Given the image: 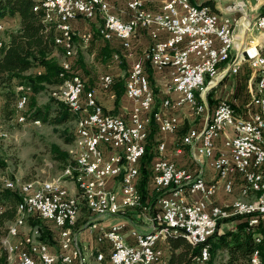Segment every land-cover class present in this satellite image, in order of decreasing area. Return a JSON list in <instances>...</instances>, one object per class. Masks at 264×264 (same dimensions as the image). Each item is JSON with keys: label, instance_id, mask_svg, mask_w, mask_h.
<instances>
[{"label": "built area", "instance_id": "1", "mask_svg": "<svg viewBox=\"0 0 264 264\" xmlns=\"http://www.w3.org/2000/svg\"><path fill=\"white\" fill-rule=\"evenodd\" d=\"M193 2L164 0L157 9H150L143 0H127L126 6L131 13L125 20L111 11L107 0H56L60 30L57 44L67 49V56L73 55L74 47H68L66 35H73L71 20L78 16H100L102 23L98 33L103 38L117 36L127 49L138 28L147 29L152 40L144 58L134 60L126 75L125 94L135 102L129 119L104 111L94 89H84L79 73L73 71L67 75L70 62L67 57L61 60L59 75L64 80L52 89H60L58 99L69 110L82 115L81 127L74 130L79 148L74 150L69 167L74 185H79V194H72L60 175L41 181L45 182V193H36L38 182L29 180V186H21L12 178L13 189L27 199V218L36 214L56 228L58 250L40 238L38 224L25 229L26 219L20 220L13 239L0 241V264H84L77 231L75 245L65 244L71 214L81 212L82 208L88 215L81 224L93 233L99 245L98 261L106 260L108 264H161L162 258H168L159 243L160 232L166 228L192 233L198 241L208 240L217 229L218 221L230 217L246 219L251 228L264 226V196H257L258 185H261L257 184V177L261 176L256 175V165L264 168V110L261 91L254 90V82L264 80H253V73L264 68V36L262 40L251 36V55H243V50H239L241 32L251 30V24H258V32H261L260 21L250 15L247 0H231L220 10L210 4L206 10H193ZM228 29H238V43H228ZM161 30L167 35L160 37ZM82 37L87 42L92 33L86 32ZM224 49H231V57H224ZM113 56L119 58L117 52ZM146 62L154 70H167L168 89L178 93L176 97L165 96L161 107L176 109L186 104L192 114L195 104H202L201 114L205 111L209 88L223 76L237 73L243 64L252 70L249 97L239 103L226 97L217 100L201 126H190L180 136L176 150L181 151L182 145H188L199 164V156H210L215 179L207 181L200 170L193 172L162 156L165 142H158L159 154L152 162L150 177L157 191L155 206L141 200L138 187L139 160L145 151L147 125L155 101L145 71ZM112 82L110 73L100 78L103 87H109ZM20 86L21 89L25 87ZM152 116L160 131L174 132L178 127L179 120L173 112L156 109ZM27 119V113L22 112V120ZM31 121L40 123V120ZM217 139L220 147H217ZM218 180L222 181L225 192L233 193L237 186L246 194L256 192V199L245 202L237 195L228 203H214L212 197ZM195 192L201 197L191 198L190 194ZM131 207H139L143 213L150 212L151 228L142 230L132 226L133 249H124L122 239H125L126 222L115 221L103 226L99 218L124 213ZM108 227H117L118 236L107 235ZM9 244H17V252L7 254ZM195 259L197 256L191 264ZM249 264H254L253 254Z\"/></svg>", "mask_w": 264, "mask_h": 264}, {"label": "crops", "instance_id": "2", "mask_svg": "<svg viewBox=\"0 0 264 264\" xmlns=\"http://www.w3.org/2000/svg\"><path fill=\"white\" fill-rule=\"evenodd\" d=\"M107 1L109 2L111 11L117 13L122 19L126 20L130 17L131 10L126 6L127 0ZM143 1L146 7L150 9H157L164 0ZM193 1L197 2L201 0ZM230 1L231 0H213V6L220 10L225 4ZM247 4L249 6L250 15H255V18L264 12L262 11L264 9V0H247ZM4 21L6 23L5 31L8 30L10 32L12 30H17L20 28L21 23L20 16L18 13L7 14L4 17ZM101 23L102 18L100 16H78L72 19L71 25L73 28V35L72 39L70 41H67V44L68 47H74V54L72 58H74L77 62L78 68L84 78L86 88L94 89L96 99L102 105L103 110L106 112L118 114L124 117L125 119H129L130 111L135 102L132 98L125 94L124 86L127 71L134 60L144 58L145 50L150 44L152 38L147 29L138 28L136 33L131 38L130 49H127L123 47L120 38L115 35H113L111 38H103L98 33V28ZM230 30H233L231 32L234 35V43H238V29ZM86 32L92 33V37L88 40V42H84L82 37V35ZM166 35L167 33L164 30H161L159 32L160 37H164ZM240 35L242 39L239 40L240 50H243V55H251L253 50V44H249L251 36L255 35L259 40H262L264 32H258L257 30L252 29L251 27V30H244V32H241ZM4 37L6 38L5 34ZM129 51H131L130 54L128 53ZM61 52V47L55 45V48L50 52L49 55L59 59V57L62 56ZM115 52L119 54L118 59L112 56V54H114ZM62 57L60 58L62 59ZM105 73H110L113 76V82L109 87H103L100 84V78ZM253 80H255L254 75ZM167 81H169L167 70H154L150 83L151 86L153 85L154 87H156V85L160 83V91L163 92L165 90L164 97L167 95L176 97L178 93L175 91H170L168 89ZM163 82H165V88H163L162 86ZM208 94L209 90L206 95L207 99ZM237 99L238 102H241L242 98ZM161 101L162 100L160 99V101L156 102L155 97L152 109H160L163 112H171L172 110V112L177 115L179 120L178 127L174 132H163L157 128V132H155L154 135L155 138H159V141L165 142V149L163 150L161 155L174 160L178 165L185 166L193 172L200 170L207 181H212L216 178V171L211 165L212 158L210 156H199V159L201 161V164H199L198 161L194 159L190 147L188 145H182L181 151H177L176 148L180 144L181 134L184 133L190 126H201L204 122L205 116L212 110L213 105L208 103L205 111L202 114V110H198L195 107L193 108L192 114L186 104L176 109H165L161 107ZM149 124L150 120L148 122L147 128H149ZM220 146V140L217 139V147ZM154 153L155 156L153 158H155L159 154L157 152L156 146L154 147ZM70 178H72V175ZM73 191L76 192V194H79V185H76ZM237 195H239V190L237 186H235L233 193H227L222 187V181L218 180V187L212 197V200L214 203L224 204L232 201ZM156 197L157 194L154 191L151 182L149 181V183L147 184V195L143 202H147L151 205H154L156 204ZM190 197L194 199L200 198L201 194L195 192L190 194ZM149 214L150 212L148 211L143 213L139 207H131L128 208L124 213L110 214L100 217L99 223L103 226H108L115 221H125V239L127 243L133 245V237L130 234V228L132 226H137L142 230L150 229L151 221L148 218ZM85 215H88V213L85 208H82L78 216L77 222L74 225H69V231L66 234V246L75 245L77 231L79 244L85 256V264H108L106 260L98 261L100 259V252L97 251L99 245L95 241L93 233L89 232L87 228H84L82 224H80V227L77 228V223H82L84 221ZM31 226L32 225H29V227ZM166 235L167 234H162L160 236V246H162L164 243L167 244ZM10 236H12L10 239H13L15 235ZM166 247L168 251L166 254L167 256H169L168 245ZM7 254L9 253L7 252ZM167 263L168 259L163 260L162 264Z\"/></svg>", "mask_w": 264, "mask_h": 264}, {"label": "trees", "instance_id": "3", "mask_svg": "<svg viewBox=\"0 0 264 264\" xmlns=\"http://www.w3.org/2000/svg\"><path fill=\"white\" fill-rule=\"evenodd\" d=\"M42 1L0 0V21H4V17L7 14L18 13L21 23L19 29L9 32V43L6 44L0 56V88L3 89L4 96L2 110L8 116L16 111L17 100L24 93V91L17 89L18 85H26V87H31L33 91H38L43 83L55 85L64 80V77L59 75L62 70L61 60L58 61L56 57L49 55L55 48V45L60 46L62 53H64L63 47L56 43L59 31H57L54 22L46 20V10L41 6ZM193 3L210 4L214 8L213 0H202V3ZM72 56H67L70 62V69L66 73L69 75L75 71L83 78L77 62ZM36 66H41L42 69L26 73L30 68ZM145 71L148 74L150 82L154 69L147 62L145 63ZM260 78L261 73L259 72L257 80H260ZM84 89H89L86 88L85 83ZM231 101L233 102V100ZM53 109L56 110L54 114H52ZM155 110L156 108H153L151 111L150 124L149 128H147L148 133L144 142L145 151L139 160L138 187L141 192L142 201L145 200L147 195V184L150 181L151 166L154 160L153 157L155 156L154 143L156 138L154 135L158 128L152 116ZM24 113L29 114L28 118L30 116L31 119H42L52 124L66 121L71 116L77 118L76 113L69 110L64 102L58 100L53 95L43 104L32 103L30 105V112L28 113L25 109ZM54 151L59 158L66 159L61 151L57 149H54ZM2 163L0 161L1 165ZM154 191L157 194V191ZM22 200L21 194L17 189L0 185V207L2 208L3 206V209L0 211V240L9 233V225L15 222L18 215L17 206ZM233 219H236L235 225L222 231L218 229L221 222L219 220L217 229L209 236L207 242L210 244V263L213 264L219 250H225L227 256L220 264H249V259L252 258L253 252L257 250L260 254L259 264H264V226L260 224L251 228L248 226L247 220L241 217H230L225 220L230 221ZM28 220H30V225L38 224L41 227L40 238L43 241L47 242L46 239L50 240L52 238V231L47 227L49 223L47 224L44 218L33 214L29 216ZM41 220L45 221L46 224L40 223ZM7 222H9L8 225L6 224ZM50 226L49 228H52L54 231L53 235L56 234L57 236L56 228L52 225ZM166 236L169 250V264H191L194 256L198 258L202 247L201 244L189 241L184 233H180L175 229H169ZM257 239H260V242Z\"/></svg>", "mask_w": 264, "mask_h": 264}, {"label": "rangeland", "instance_id": "4", "mask_svg": "<svg viewBox=\"0 0 264 264\" xmlns=\"http://www.w3.org/2000/svg\"><path fill=\"white\" fill-rule=\"evenodd\" d=\"M214 9L217 8L214 7ZM5 36L6 44H8L10 40L8 30L5 31ZM64 54L65 57H67V51L65 49L64 53L61 52L63 57H60H62V59L64 58ZM60 57L58 61L62 60ZM40 69H42L41 66L32 67L26 71V73ZM251 71L252 70L247 64H243L237 73H230L223 76V78L217 84L209 88L207 102L211 105H214L217 100L224 97L229 98L236 103H239L237 98H243L241 101L245 100L247 97H249L248 89ZM253 75L255 80H257L259 73ZM168 83L169 81H167V86ZM20 85L17 86V89H19L18 87ZM22 86L26 87V85ZM162 86L165 88V82L162 83ZM52 87V84L47 83H43L42 87L38 91H33L30 87V89L27 90L29 98L25 108L26 111L28 113L30 112V105L32 103L43 104L48 101L51 95L58 99L60 90H52ZM154 89L156 91L155 92L153 90L155 93L156 102H158L160 99L162 100L164 98L165 90L163 92L160 91V83H158ZM255 91H259L258 83L256 82ZM23 94L24 93H22V95ZM261 95L264 97V91ZM3 102V89L0 88V132L6 133V136L0 137V161L3 162L2 165L0 164V185L5 186V179L12 180L13 178L14 181H18L21 184L24 182H29V180L41 182L45 178H52L60 175L61 180L66 182V184L69 186V189L71 191L74 190L76 185H74L73 178H70L72 175V169L69 167L70 162L73 161L74 150L79 148V139L74 134V130L77 129L78 126V115L77 118L71 116L66 121L57 124H52L43 121L42 119H39L40 123H33L30 116L26 121L21 122L19 121V117L22 115V112H19L16 106H14L16 111L9 116L5 115L2 110ZM52 106L54 107V105ZM55 111L56 110L53 109L52 114H54ZM28 115L29 114H27V117ZM158 141L159 138L156 139L154 147L157 146ZM54 149L61 151L65 155L66 159L64 160L59 158ZM28 219L26 218L27 224L25 223V229H28L30 225V220ZM45 221L47 224L49 223L47 227L52 231H50L52 233V238L50 240H46L49 245H51L52 249L58 250V238L56 234L53 235L54 231L52 228H49L51 227L50 222L47 220ZM45 221L41 220L40 223L46 224ZM6 224L8 225L9 222ZM13 224L14 222L9 225V228L12 227ZM80 224L81 222L77 223V228L80 227ZM234 225L235 221L222 219L218 229L219 231H222L231 228ZM11 237L12 236L7 233V235L3 238L10 239ZM166 246V243L162 245L165 253L168 252ZM226 256L227 252L225 250H219L215 256L213 264H220ZM259 262L260 254L258 264Z\"/></svg>", "mask_w": 264, "mask_h": 264}, {"label": "bare ground", "instance_id": "5", "mask_svg": "<svg viewBox=\"0 0 264 264\" xmlns=\"http://www.w3.org/2000/svg\"><path fill=\"white\" fill-rule=\"evenodd\" d=\"M196 3H201V2H196ZM41 6L46 10V20L50 21V22H54V24L56 25L57 31H59V35H57V37H56V42H57L58 39L60 38V30H59L58 25H57V17H56V15H57V4H56V0H43ZM206 9H207L206 4H194L193 3V10H206ZM255 21H260L261 32H264V12L262 14L258 15L255 18ZM5 25L6 24H4V21L1 20L0 21V56L2 55L3 50L6 46V40H5L6 38L4 37V34H5L4 32H5V28H6ZM251 27H252V29H255L258 31V24H251ZM231 31H233V30L228 29V43H234V35ZM71 39H72V35H66V43H67V41H70ZM240 40H242V39H240ZM249 44H253V43H249ZM65 50H67V49H65ZM239 50H240V42H239ZM224 57H231V49H224ZM259 72L261 73L260 80H264V68H260ZM259 72L253 73V74H258ZM18 88L21 89V86H19ZM28 89H30L29 86L23 87L21 89L25 92L23 95L20 96V98L17 102L16 106H17L18 111H24V109L26 108L28 98H29L28 93H27ZM258 89H259V91H261L260 92V100H263V110H264V97L261 95L262 92L264 91V81L258 82ZM52 90H60V89H52ZM254 90H255V82H254ZM58 96H60V94ZM195 107L198 110H202V105H200V104H195ZM195 107H193V108H195ZM71 111L78 115V122H77L78 126H77V128H80L81 123H82L81 113L79 111H75V110H71ZM19 121L22 122V121H26V120H22V115H21L19 117ZM3 136H6V133L0 132V137H3ZM70 169H72V168H70ZM256 175L261 176V177H257V184H261V185H258L257 196H264V168H263V165H256ZM60 179H61V177H60ZM30 182H38L37 186H36V193H45V182H39V181H30ZM65 184H66V182H65ZM5 186L13 189V181L11 179H5ZM21 186H29V182L21 183ZM72 194H76V192H74L72 190ZM238 198L244 199L245 202H253L256 199V192H249L248 194H246L245 191H239ZM22 199L23 200L17 206V211H18L17 218H16L13 226L10 227V230H9L10 235H16V233L18 231V224L17 223L20 222V220H25L29 215V208H28L27 199H26V197H22ZM79 214H80V212H73L71 214V222H69V225H74L77 222ZM25 223H26V220H25ZM69 225H68V231H69ZM169 229H174V228H166L165 231L160 232V236L162 234H167ZM184 234L189 241H191L195 244H201L202 245L200 254H199L198 258L194 260L193 264H211L210 263L211 251H210L209 243L207 242L208 240L196 241L195 236L192 233H184ZM107 235L118 236V228L117 227H108L107 228ZM257 241L260 242V239H257ZM65 244H66V236H65ZM122 248L133 249V245L127 243L126 239H122ZM7 252L9 254H14L15 252H17V244H9L7 246ZM167 259L168 258H162L161 264L163 263V260H167ZM258 261H259V253L257 250H255L253 252V262H254V264H258ZM84 264H85V261H84ZM148 264H155V263H148Z\"/></svg>", "mask_w": 264, "mask_h": 264}]
</instances>
